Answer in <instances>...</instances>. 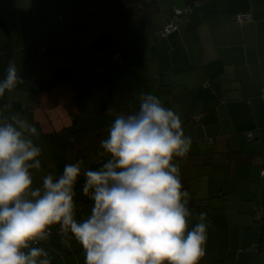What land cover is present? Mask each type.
<instances>
[{
    "label": "crops",
    "instance_id": "obj_1",
    "mask_svg": "<svg viewBox=\"0 0 264 264\" xmlns=\"http://www.w3.org/2000/svg\"><path fill=\"white\" fill-rule=\"evenodd\" d=\"M145 2L138 5L144 12L121 24L113 0H0V81L10 61L24 81L0 97V119L20 113L39 132L33 140L42 148V170H31L36 188L45 174L62 175L65 164L83 160L85 168L102 167L110 157L100 141L115 117L136 113L143 96L155 95L191 137L186 158H175L189 207L207 212L208 234L238 230L227 222L237 216L243 246L264 219V0ZM187 7L186 20L173 15ZM240 14L250 20L239 23ZM169 23L177 28L166 33ZM109 30L113 43L96 51L95 41ZM63 66L71 68L70 78L43 89ZM97 152L103 155L99 164ZM84 182L81 175L75 185L78 221L93 206ZM56 226L35 246L47 251L51 264H84L81 246L74 239L65 246ZM248 255L239 249L234 261L249 264Z\"/></svg>",
    "mask_w": 264,
    "mask_h": 264
},
{
    "label": "clouds",
    "instance_id": "obj_2",
    "mask_svg": "<svg viewBox=\"0 0 264 264\" xmlns=\"http://www.w3.org/2000/svg\"><path fill=\"white\" fill-rule=\"evenodd\" d=\"M23 82L10 61L0 97ZM39 135L20 113L0 119V264H51L35 245L47 241L55 225L65 246L73 239L81 246L84 264H199L212 222L206 211L194 214L189 207L175 158H186L192 141L174 110L155 95L143 96L139 110L117 115L100 141L110 157L102 167L65 164L62 175L47 173L34 188L31 170H42V148L33 140ZM81 175L93 206L78 221Z\"/></svg>",
    "mask_w": 264,
    "mask_h": 264
},
{
    "label": "rangeland",
    "instance_id": "obj_3",
    "mask_svg": "<svg viewBox=\"0 0 264 264\" xmlns=\"http://www.w3.org/2000/svg\"><path fill=\"white\" fill-rule=\"evenodd\" d=\"M260 176L262 177V175ZM250 220L253 222V219ZM218 221L220 220L218 219ZM227 222H230L229 224L231 227H238L239 229L228 230L225 236H222L219 232L218 234L209 233L205 245V256L200 260L199 264H244L234 261L237 258L236 254L239 249H242L246 254H251L248 255V257L251 256L249 264H264V251L258 255L252 249L248 248L254 239L257 241L256 237L259 236L258 233H260L261 230H255L254 235L253 232L245 235L244 244L242 246L243 234L240 233V231H243V229L241 228V219L231 215V217L227 219ZM246 233H249V231ZM218 254H220V257Z\"/></svg>",
    "mask_w": 264,
    "mask_h": 264
},
{
    "label": "trees",
    "instance_id": "obj_4",
    "mask_svg": "<svg viewBox=\"0 0 264 264\" xmlns=\"http://www.w3.org/2000/svg\"><path fill=\"white\" fill-rule=\"evenodd\" d=\"M145 3V0H113V9L116 15L117 20L121 23V24H126V23H130L135 17H137L136 13L137 12H144L146 8L144 7H139L138 5ZM145 6H148V4H146ZM114 41V37L112 32L109 30L108 32H105L104 34H102L94 43V49L96 51H101L104 48L108 47L111 43H113ZM120 55V54H118ZM121 57V55H120ZM115 61V60H114ZM121 61V60H120ZM119 61V62H120ZM71 76V68H69L68 66H63L59 69H57L56 71H54L53 73H51L46 80L41 84L42 88L45 90H49L52 89L54 87H57L63 83H65ZM264 87V86H263ZM262 87V88H263ZM260 96L262 98V100L264 101V97L262 95V91H260ZM248 134V132L246 133V135ZM247 137V136H246ZM253 139V138H252ZM211 141V140H210ZM212 143V141H211ZM100 152H97L96 154V158H98V154ZM101 154V153H100ZM95 158V159H96ZM103 160V155L100 157ZM101 160V162H102ZM99 162V163H101ZM96 162V164H99ZM262 172V170H261ZM261 175V173H260ZM264 180V178H262ZM223 194H217L216 196H222ZM207 197L208 198H211ZM204 205V204H203ZM263 217L260 218V220H257V225L261 224V232L258 233L259 236H257V241L254 242L255 243V247L252 249L254 252H256L257 254L261 253L262 251H264V249H262L264 247V244H261L259 241L263 240ZM58 228L59 225L56 226L55 231L57 233L58 232ZM259 229V228H258ZM264 243V240H263Z\"/></svg>",
    "mask_w": 264,
    "mask_h": 264
},
{
    "label": "built area",
    "instance_id": "obj_5",
    "mask_svg": "<svg viewBox=\"0 0 264 264\" xmlns=\"http://www.w3.org/2000/svg\"><path fill=\"white\" fill-rule=\"evenodd\" d=\"M190 12H191V8L187 7L185 9H183V10H174L173 11V15L178 17V18H180L181 20H186V18L190 14ZM237 20H238L239 23H244V22L250 20V16H249V14H240V15L237 16ZM176 28H177V26L174 23H169L165 27V32L166 33L172 32ZM113 59L115 61L119 62L121 60V57H120V55L116 54V55L113 56ZM261 91H262V95L264 97V87L261 89ZM194 120L198 121V117H195ZM246 136H247L248 139L254 138L253 132H248V134ZM101 156H102V154L99 153L98 154V158L95 159V162H97V163L101 162V160H102V158H100ZM261 175L264 178V169L262 170ZM58 232L60 233L59 228H58Z\"/></svg>",
    "mask_w": 264,
    "mask_h": 264
}]
</instances>
